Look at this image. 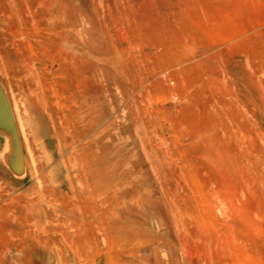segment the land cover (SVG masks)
Segmentation results:
<instances>
[{"label": "rangeland", "instance_id": "374dc122", "mask_svg": "<svg viewBox=\"0 0 264 264\" xmlns=\"http://www.w3.org/2000/svg\"><path fill=\"white\" fill-rule=\"evenodd\" d=\"M61 1L72 10L66 36L50 38L37 0H0V264H80L76 243L85 264H98L103 244L89 236L117 226L126 244L163 205L195 233L187 259L263 263L264 0ZM78 30L118 66L102 60L99 73L92 56L65 61ZM87 88L97 97L80 120ZM95 114L102 122L89 123ZM125 140L143 164L133 183L98 178Z\"/></svg>", "mask_w": 264, "mask_h": 264}, {"label": "bare ground", "instance_id": "6f19581e", "mask_svg": "<svg viewBox=\"0 0 264 264\" xmlns=\"http://www.w3.org/2000/svg\"><path fill=\"white\" fill-rule=\"evenodd\" d=\"M21 1V0H20ZM39 2V6L37 10L35 9V16H42L44 20L43 25L45 26V31L48 34V37H64V33L60 28L63 26L62 23H68L72 10L68 8V6L64 5L61 0H37ZM36 19V17H34ZM46 21V23H45ZM87 25L91 24L92 27L97 28V23L95 21H87ZM79 39L75 42H70L68 48L70 49V53L68 49L65 50L64 59L65 61H70L71 55L73 54L80 56L82 59L85 57H94L96 60H99V63L94 64L99 73L102 70L106 71V64H110L113 67H117L118 63L115 61V58L109 54V52L105 49H95L89 50L86 48V44L84 40H82L81 31L78 30ZM72 53V54H71ZM102 60H107L108 62L105 64ZM84 63V61H82ZM83 63L80 66L81 73L84 71L86 67L83 66ZM98 73V74H99ZM116 88L122 89L123 86L120 81H117ZM102 91L104 88L99 87ZM96 92V90H95ZM89 94L88 88L83 91L82 96L77 100L79 109L73 112L75 117L81 119H85L86 110L89 107V104L95 101L96 93L94 91ZM125 103L131 101L129 98H122ZM132 103L134 100L132 99ZM88 113V112H87ZM91 116V115H90ZM104 118L103 114H95L88 118V122L100 123ZM7 119V109L5 107V103L3 98L0 95V121ZM94 139H98V135H95ZM97 142V140H96ZM127 140L119 142L115 145L112 154L113 159L108 160V163L105 165L103 161L99 162L100 167L97 169V176L100 179H105L109 176L115 179L121 180L124 179L126 182H131L130 173L133 172V165H139L142 167V162L140 157L136 154L135 150L131 147L128 151H124ZM148 145L147 143L145 144ZM103 147L98 144L96 151L101 154L103 151ZM150 149V148H149ZM100 151V152H99ZM149 152V150H148ZM101 182V181H100ZM133 183V182H131ZM140 202H153L145 195L139 194ZM169 206V207H168ZM171 205H163L160 208L156 206L155 210H153L151 214V222H149L148 217H142L138 226L141 228L133 231L130 236L126 237L127 243L123 245H118L117 235L119 234V228L117 226H112L111 230L107 234H101L100 236H93L88 238L87 243L93 242L97 243L100 240L103 244L102 253L99 256L98 264L104 259L107 261L109 258L111 261L115 262L118 258L123 261L124 264H150V256L155 254L159 264H180L179 258L180 256L184 258V264H216V262H220L219 260H210L208 257H204L202 259H198L193 261V259L188 258L185 250L183 249V244L189 241L192 238H195V233L193 229L189 226L188 222L181 221V219L176 218L175 216L170 218L168 215L169 211H175ZM95 220L101 219L100 214L95 215ZM117 234V235H116ZM150 237L152 240V246L141 247L137 246L142 238ZM221 235H215V238L218 239ZM212 238L213 236H208ZM207 237H205L206 239ZM77 247V248H76ZM83 246L81 249H78L77 243L74 248H72L73 253L79 258L80 264H85L86 262V252L84 251ZM140 250L146 256L137 257L134 251ZM185 255V257H184ZM163 257V258H162ZM252 264H264L257 262L256 260L251 259Z\"/></svg>", "mask_w": 264, "mask_h": 264}]
</instances>
